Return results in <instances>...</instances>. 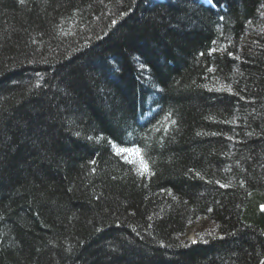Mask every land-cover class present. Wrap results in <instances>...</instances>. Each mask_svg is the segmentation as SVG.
<instances>
[{"label":"trees","instance_id":"trees-1","mask_svg":"<svg viewBox=\"0 0 264 264\" xmlns=\"http://www.w3.org/2000/svg\"><path fill=\"white\" fill-rule=\"evenodd\" d=\"M211 1L0 0V264H264V0Z\"/></svg>","mask_w":264,"mask_h":264},{"label":"snow or ice","instance_id":"snow-or-ice-1","mask_svg":"<svg viewBox=\"0 0 264 264\" xmlns=\"http://www.w3.org/2000/svg\"><path fill=\"white\" fill-rule=\"evenodd\" d=\"M129 151H131V150L125 149V148H116V152L118 155L120 153L129 152ZM134 151H135V154L137 155V157L139 158L141 172L142 173H149L148 164L144 161L142 154L140 152V149H135Z\"/></svg>","mask_w":264,"mask_h":264},{"label":"rangeland","instance_id":"rangeland-1","mask_svg":"<svg viewBox=\"0 0 264 264\" xmlns=\"http://www.w3.org/2000/svg\"><path fill=\"white\" fill-rule=\"evenodd\" d=\"M135 149H132L131 151H129V152H124V153H122V154H125L128 158H129V160H133V159H135L136 157H137V155L135 154V151H134ZM197 228V227H196ZM192 242L193 241H195L196 240V238H197V236H196V233H195V231H194V229H192L191 231H190V234H189V237H188Z\"/></svg>","mask_w":264,"mask_h":264}]
</instances>
